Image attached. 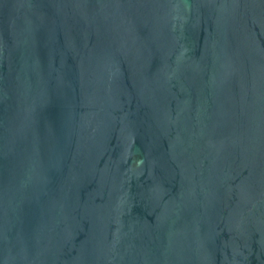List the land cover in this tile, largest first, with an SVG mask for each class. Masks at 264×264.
<instances>
[{
    "label": "water",
    "instance_id": "water-1",
    "mask_svg": "<svg viewBox=\"0 0 264 264\" xmlns=\"http://www.w3.org/2000/svg\"><path fill=\"white\" fill-rule=\"evenodd\" d=\"M0 264H264V0H0Z\"/></svg>",
    "mask_w": 264,
    "mask_h": 264
}]
</instances>
